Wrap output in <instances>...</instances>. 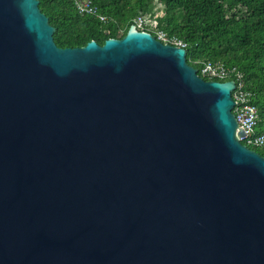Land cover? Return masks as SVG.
<instances>
[{"label":"water","instance_id":"95a60500","mask_svg":"<svg viewBox=\"0 0 264 264\" xmlns=\"http://www.w3.org/2000/svg\"><path fill=\"white\" fill-rule=\"evenodd\" d=\"M54 30L39 0H0V264H264L234 81L134 25L81 47Z\"/></svg>","mask_w":264,"mask_h":264},{"label":"trees","instance_id":"16d2710c","mask_svg":"<svg viewBox=\"0 0 264 264\" xmlns=\"http://www.w3.org/2000/svg\"><path fill=\"white\" fill-rule=\"evenodd\" d=\"M107 16L101 22L80 14L72 0H39V8L55 28L57 46L81 47L90 40L103 44L121 38L139 15H163L157 29L185 43L189 64L200 73L206 61L240 70L257 107L255 135L264 132V0H91ZM154 35V33H153ZM207 79V78H205ZM264 156V146H250Z\"/></svg>","mask_w":264,"mask_h":264},{"label":"built area","instance_id":"2783aa9c","mask_svg":"<svg viewBox=\"0 0 264 264\" xmlns=\"http://www.w3.org/2000/svg\"><path fill=\"white\" fill-rule=\"evenodd\" d=\"M75 9L80 14H91L96 16L101 22L107 21V16L99 12V8L91 0H72ZM163 10L155 14L139 15L135 18L133 25L140 31L154 33V36L163 43L185 48V43L171 38L163 30L157 29L159 18L163 15ZM198 74L208 80L228 81L233 80L235 87L232 91L234 107L232 112L235 116L237 126L244 131V135L238 139L246 146H264V132L255 135L254 127L259 120L257 107L251 103V93L246 89V82L243 73L234 66H227L220 61H206L200 67ZM237 127V128H238Z\"/></svg>","mask_w":264,"mask_h":264},{"label":"rangeland","instance_id":"374dc122","mask_svg":"<svg viewBox=\"0 0 264 264\" xmlns=\"http://www.w3.org/2000/svg\"><path fill=\"white\" fill-rule=\"evenodd\" d=\"M157 9H158L159 11H162V7H161V5H157Z\"/></svg>","mask_w":264,"mask_h":264}]
</instances>
